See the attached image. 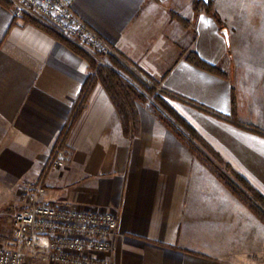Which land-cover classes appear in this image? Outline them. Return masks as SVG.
<instances>
[{
  "label": "crops",
  "instance_id": "crops-1",
  "mask_svg": "<svg viewBox=\"0 0 264 264\" xmlns=\"http://www.w3.org/2000/svg\"><path fill=\"white\" fill-rule=\"evenodd\" d=\"M196 2L76 0L74 10L178 97V112L264 195V0H211L220 22ZM90 72L0 3V210L18 211L20 184L42 181L44 202L116 213L111 264H264V222L170 128L138 107L139 132L126 136L100 82L79 111ZM63 135L67 164L48 167Z\"/></svg>",
  "mask_w": 264,
  "mask_h": 264
},
{
  "label": "built area",
  "instance_id": "built-area-1",
  "mask_svg": "<svg viewBox=\"0 0 264 264\" xmlns=\"http://www.w3.org/2000/svg\"><path fill=\"white\" fill-rule=\"evenodd\" d=\"M15 17L32 15L79 46L103 58L117 55L74 10L76 0H10ZM88 49V50H89ZM90 51V50H89ZM65 150L54 148L48 167H65ZM42 181H24L19 187L20 209L13 220V236L0 248V264H111L118 218L111 209L82 210L41 200Z\"/></svg>",
  "mask_w": 264,
  "mask_h": 264
},
{
  "label": "trees",
  "instance_id": "trees-1",
  "mask_svg": "<svg viewBox=\"0 0 264 264\" xmlns=\"http://www.w3.org/2000/svg\"><path fill=\"white\" fill-rule=\"evenodd\" d=\"M0 3L9 8H12L13 6V3L10 0H0ZM202 7H205L208 12L212 13L218 22L221 21L216 12L213 11L211 0L208 4L197 0V10H200ZM22 18L26 22L34 23L51 33L58 40L79 53L88 62L91 72L83 90L79 111L86 104L94 86L100 82L107 90L119 112L121 126L125 135L131 136L133 134H138L140 126L138 97L142 94L136 84H140L141 87L153 94L161 87V83L148 76L141 68L133 64L131 61L118 55L112 56L111 60L113 66L99 63L95 57L83 49H80L72 41L47 26L39 19L29 14H25ZM190 61L203 69L218 72L216 67L205 63L197 56L191 55ZM156 98L162 109L168 115L166 122L167 127L183 140L192 153L205 163L217 178L264 222V195L249 183V181H247L239 172H237L230 163L225 161V159L204 139L197 129L179 114L166 100L160 97V95ZM173 99L178 100V97L173 96ZM233 116H237L235 105H233ZM64 138L65 136L63 135L59 140L61 146Z\"/></svg>",
  "mask_w": 264,
  "mask_h": 264
},
{
  "label": "rangeland",
  "instance_id": "rangeland-1",
  "mask_svg": "<svg viewBox=\"0 0 264 264\" xmlns=\"http://www.w3.org/2000/svg\"><path fill=\"white\" fill-rule=\"evenodd\" d=\"M70 41H72V40H70ZM72 42L76 46H78L80 49H83L84 51H86L87 53H89L90 55H92L93 57H95L98 60L99 63L107 64V65H112L113 66V62L111 60L113 55H111V56H109L107 58H103L100 54H98L94 50L89 49V48H85L84 49L83 47L79 46V44H77L75 41H72ZM136 86L139 88V90L141 91V94H142L140 97H138V107L140 109H142L145 113H147V114L155 117L156 119H158V122H160L162 125L167 126V123L166 122H167V116L168 115L162 109V107L158 103L156 97L158 95H160V97H162L164 100H166L178 112V110L174 107V103L173 102L175 100L173 99V96H171L169 93L165 92V90L163 89L162 86L160 88H158L157 91L155 93H153V94H151L150 92H148L147 90H145L138 83L136 84ZM199 147H201V146H199ZM16 208H17L16 205L12 203V204H9L5 209H3V211L0 210V231L2 233L5 232V231L7 232L11 228V221H12L13 215H15L16 212H17V211L15 212ZM2 218H4V219L2 220ZM1 247L2 246H0V248Z\"/></svg>",
  "mask_w": 264,
  "mask_h": 264
},
{
  "label": "water",
  "instance_id": "water-1",
  "mask_svg": "<svg viewBox=\"0 0 264 264\" xmlns=\"http://www.w3.org/2000/svg\"><path fill=\"white\" fill-rule=\"evenodd\" d=\"M200 1H203L204 3H209V0H200ZM225 34H227V31H224Z\"/></svg>",
  "mask_w": 264,
  "mask_h": 264
}]
</instances>
